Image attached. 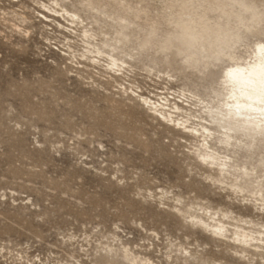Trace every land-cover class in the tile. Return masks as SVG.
Returning a JSON list of instances; mask_svg holds the SVG:
<instances>
[{"label": "rangeland", "instance_id": "1", "mask_svg": "<svg viewBox=\"0 0 264 264\" xmlns=\"http://www.w3.org/2000/svg\"><path fill=\"white\" fill-rule=\"evenodd\" d=\"M124 1L139 16L126 31L134 60L114 76L86 60L80 29L42 19L41 5L52 1L0 0V264H264L196 225L220 217L231 230L264 231L252 186L235 194L208 179L215 173L193 155L194 138L139 98L182 106L184 75L198 76L166 23L180 4ZM80 2L66 5L92 23L100 44L113 30L94 24ZM155 22L159 41L141 50ZM168 32L173 47L164 51ZM261 160L248 167L264 194Z\"/></svg>", "mask_w": 264, "mask_h": 264}, {"label": "bare ground", "instance_id": "2", "mask_svg": "<svg viewBox=\"0 0 264 264\" xmlns=\"http://www.w3.org/2000/svg\"><path fill=\"white\" fill-rule=\"evenodd\" d=\"M50 1L52 6L41 5L42 19L47 24L63 27L56 22L61 19L75 31L80 29L85 39L86 60L106 67L114 76H125L132 69L126 61L127 58L134 60V55L127 52L130 38L126 31L136 26L133 20H139V16L134 15L124 0H81L79 3L94 24L101 23L113 30L112 35L103 33L101 46L92 23L67 8L69 0ZM176 1L180 4V13L176 20L173 12L166 14V23L177 29L176 39L181 43L185 68L195 70L198 76L192 79L184 75L190 89L183 88L180 92L184 98L182 106L178 104L180 101L173 103L168 97L160 103L142 95L140 101L168 125L194 138L193 155L215 173L208 179L229 183L235 194L244 193L252 186L248 193L264 211L263 182L258 181V172L248 167L260 157V166H264V5L256 0ZM210 14L214 15L213 19ZM157 26L155 22L150 37L146 36L140 43L141 50L159 41ZM172 38L168 32L162 50L173 47ZM166 62L169 69L175 65ZM236 156L246 163L235 160ZM215 215L210 218L214 220ZM214 221L216 224L211 225L196 218V225L210 235L228 240L241 249V255H258L264 260V231H252L238 224L231 230L220 217ZM132 264H136L135 258Z\"/></svg>", "mask_w": 264, "mask_h": 264}, {"label": "clouds", "instance_id": "3", "mask_svg": "<svg viewBox=\"0 0 264 264\" xmlns=\"http://www.w3.org/2000/svg\"><path fill=\"white\" fill-rule=\"evenodd\" d=\"M215 38H213V40H214Z\"/></svg>", "mask_w": 264, "mask_h": 264}]
</instances>
